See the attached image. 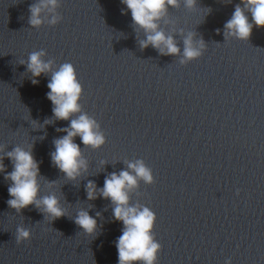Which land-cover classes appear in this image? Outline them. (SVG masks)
Instances as JSON below:
<instances>
[{"label":"clouds","instance_id":"obj_1","mask_svg":"<svg viewBox=\"0 0 264 264\" xmlns=\"http://www.w3.org/2000/svg\"><path fill=\"white\" fill-rule=\"evenodd\" d=\"M121 2L131 12L134 25L145 32L146 39L139 42L141 48L151 45L162 55L180 54L181 49L174 36L166 35L160 29L159 21L167 15L169 7H179L181 0H121ZM196 4L197 0H183L184 7L189 10L194 9ZM56 7L57 0H39L38 3L31 4L29 24L39 27L43 23L42 9L49 8L54 11ZM246 13H250L251 22ZM50 23H57V17L53 16ZM254 26L264 27V0H241L224 25V36L226 39L235 36L247 41ZM194 36V32H189L183 40V59L180 61L182 64L202 55L205 43L202 38L194 41ZM44 55L43 50L30 53L26 67L32 74L31 82L34 85L39 83L36 78L42 73L51 71V80L47 84L50 90L47 98L52 102L54 117L57 120H70L69 127L57 129L67 134L54 140L55 151L51 153V158L53 164L66 177L75 180L81 174V170H87L86 160L82 156L80 145L75 142V137L79 136L83 145L92 148L101 147L105 143V138L99 131V125L87 114H80L75 119L71 118L80 112L78 101L82 93V86L78 82L73 64L64 63L58 70L52 71V62L42 60ZM49 122L45 121V123ZM3 151L4 147L0 145V152ZM4 158L0 157V173H5L4 179L11 181L8 187L11 198L7 201L10 208L19 213L29 206H35L46 214V218L50 217L52 220L66 215L55 194L42 197L39 195V164L31 148L25 150L16 146L6 153V158L13 164L11 172H6ZM127 168L131 171L122 170L119 174L113 172L106 177L103 188L97 189L95 183L89 181L86 186L87 196L89 200L96 199V193L99 191L101 197L109 199L114 205L115 220L123 224L122 234L116 242L118 264H157L162 249V245L154 236L157 216L149 207L131 205L129 202V192L138 186V180L148 184L155 182L152 170L142 160L128 162ZM75 224L89 235L93 234L97 227L96 219L86 210L78 212ZM30 239L31 233L28 229L24 227L16 229L17 244ZM226 264H231V260H226Z\"/></svg>","mask_w":264,"mask_h":264}]
</instances>
